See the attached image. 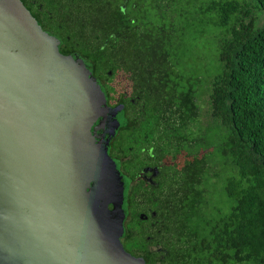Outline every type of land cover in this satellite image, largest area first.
<instances>
[{"label": "trees", "instance_id": "1", "mask_svg": "<svg viewBox=\"0 0 264 264\" xmlns=\"http://www.w3.org/2000/svg\"><path fill=\"white\" fill-rule=\"evenodd\" d=\"M23 1L79 67L130 73L135 144L185 153L162 171L155 227L134 241L123 224L127 250L149 264H264V0L203 2L215 26H188L179 0Z\"/></svg>", "mask_w": 264, "mask_h": 264}, {"label": "water", "instance_id": "2", "mask_svg": "<svg viewBox=\"0 0 264 264\" xmlns=\"http://www.w3.org/2000/svg\"><path fill=\"white\" fill-rule=\"evenodd\" d=\"M105 103L23 0H0V264H145L120 240L121 188L111 213L94 154Z\"/></svg>", "mask_w": 264, "mask_h": 264}, {"label": "flooded vegetation", "instance_id": "3", "mask_svg": "<svg viewBox=\"0 0 264 264\" xmlns=\"http://www.w3.org/2000/svg\"><path fill=\"white\" fill-rule=\"evenodd\" d=\"M41 15L36 17L38 23L41 21ZM91 81L103 90L106 100L103 104L104 116L100 117L93 127L92 145L94 154L99 158L103 178L109 187L108 210L111 213L116 212L118 203L115 195L117 189L121 188L120 195L116 196L124 202V225L131 233H135L131 239L135 241L138 233L155 227L156 212L151 206L157 202V189L164 180V167L177 165L180 168L186 161L182 156L185 153L182 152L173 160L171 156H161L162 153L156 151L152 145L135 144L137 141L132 138L135 128L139 126L138 118L134 121L129 116L134 115L131 108L135 102L133 94L141 92L139 88L134 87L130 73L109 70L92 74ZM117 107L123 109V120L114 116L113 111ZM138 131L136 134L139 142L143 135ZM115 171L117 174L113 176L111 173ZM141 214L146 217L141 219ZM147 238L150 241V236ZM120 240L127 250L125 238L120 236ZM149 249L154 248L150 246ZM131 254L144 258L145 264H149L144 256ZM1 257L0 260L3 261ZM4 260L6 262L1 264H15L5 258Z\"/></svg>", "mask_w": 264, "mask_h": 264}, {"label": "rangeland", "instance_id": "4", "mask_svg": "<svg viewBox=\"0 0 264 264\" xmlns=\"http://www.w3.org/2000/svg\"><path fill=\"white\" fill-rule=\"evenodd\" d=\"M205 1H209V0H179L177 5L175 6V10L176 12H179V13H183V14L186 13L187 17L189 18L188 26H215L212 24L206 25L204 23L207 12H202L201 8H202L203 2ZM212 14L214 15L215 13L212 12ZM180 25L182 26L183 23L178 24V26Z\"/></svg>", "mask_w": 264, "mask_h": 264}]
</instances>
